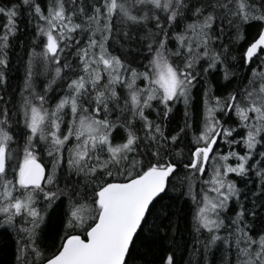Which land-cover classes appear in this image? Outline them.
<instances>
[{
  "label": "snow or ice",
  "instance_id": "1",
  "mask_svg": "<svg viewBox=\"0 0 264 264\" xmlns=\"http://www.w3.org/2000/svg\"><path fill=\"white\" fill-rule=\"evenodd\" d=\"M160 245L264 264V0H0V264Z\"/></svg>",
  "mask_w": 264,
  "mask_h": 264
},
{
  "label": "trees",
  "instance_id": "2",
  "mask_svg": "<svg viewBox=\"0 0 264 264\" xmlns=\"http://www.w3.org/2000/svg\"><path fill=\"white\" fill-rule=\"evenodd\" d=\"M17 76L19 77V73L17 74ZM182 207H183V215L187 219V222H188L187 226L190 228V226H191L190 202H189L188 205H183ZM180 225H181V228L183 229L184 225H185V219H182L180 221ZM165 253H166V248L163 245H160L154 251V253H153L151 258L155 260L156 264H161L162 258L165 255ZM185 255H187V254L185 253Z\"/></svg>",
  "mask_w": 264,
  "mask_h": 264
}]
</instances>
